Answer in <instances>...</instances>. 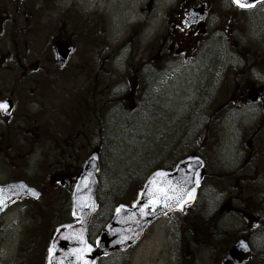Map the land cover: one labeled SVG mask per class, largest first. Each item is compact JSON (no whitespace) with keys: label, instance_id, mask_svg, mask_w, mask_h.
Here are the masks:
<instances>
[{"label":"rangeland","instance_id":"1","mask_svg":"<svg viewBox=\"0 0 264 264\" xmlns=\"http://www.w3.org/2000/svg\"><path fill=\"white\" fill-rule=\"evenodd\" d=\"M154 1L148 8L150 0H32L34 46L50 37L61 20L63 29L78 33L79 53H86L88 39L92 70L51 80L55 91L46 100L44 89L28 93L17 117L29 119L0 121V148H23L27 130L44 133L41 123L50 119L52 132L76 135L80 150L63 165L58 161L67 158L61 154L44 155V142L21 161L0 155V183L25 176L43 186L47 174H70L88 156L85 149L98 146L101 209L93 221L94 234L120 202L133 199L145 175L173 163L189 150L188 144H210L202 152L208 176L196 203L184 216L156 222L129 254V262L222 264L225 247L246 236L253 253L245 264H264V185L254 184L257 167L264 163V97L252 105L242 97L252 84L264 86V4L238 13L227 35L209 29L189 62L149 58L148 42L161 32L160 17L174 2ZM143 17L151 19L148 24ZM39 28L44 32L38 36ZM85 64L79 62L83 69ZM10 80L4 78L2 86ZM6 131L11 139L3 138ZM45 198L15 204L0 215V264H43L52 229L70 218L69 202ZM202 218L223 230L218 243L187 229ZM107 264L120 263L112 258Z\"/></svg>","mask_w":264,"mask_h":264},{"label":"flooded vegetation","instance_id":"2","mask_svg":"<svg viewBox=\"0 0 264 264\" xmlns=\"http://www.w3.org/2000/svg\"><path fill=\"white\" fill-rule=\"evenodd\" d=\"M31 2L32 0H0V74L4 75V77H0V101L12 99L15 102L12 116L9 118L0 117V120L4 122L29 119L25 115L17 117V111L20 105L25 102L28 93L35 94L38 90L44 89L46 94H42V99L46 100L55 91L54 84L50 85L51 80L56 83L59 76L73 78L79 70H84L85 73H90L92 70V67L88 65V60L92 57L91 44L88 39L84 41L87 45L86 53H79L78 33L72 30L74 34H71L63 29L62 24L65 23H62L61 20L55 22L57 27L49 34L50 37L44 38L39 47L34 46L33 38H30L33 33L30 16L35 15L34 9L36 8ZM154 2V0H150L148 8H151ZM155 6L157 7V4ZM49 8L50 12H58L55 7L49 6ZM192 11L201 12V18L196 15L189 19L188 15ZM240 12L245 11L237 8L232 0H174L172 4L166 5L160 17L158 23L161 32L149 41L150 48H154L149 56L150 59L162 58L164 60L174 52L181 59L194 62L195 55L200 49V37L209 29L229 34L230 28L236 22ZM144 19L148 22L151 20L149 17ZM42 32L44 30L39 28L38 36ZM56 42L73 47V52L64 66L58 63ZM80 61L86 62L85 69L79 66ZM4 78H11L6 86L1 84ZM244 94L245 92L242 93V95ZM29 96L31 98L32 95L29 94ZM52 123L50 119L41 123L44 133H39L36 128V130L33 128L27 130L29 133L23 138L25 144L23 148L7 145L0 148V154L24 158L31 155L34 148L44 142L42 150L45 156L57 153L61 154L60 156H72L77 150V148H72V136H57L52 132ZM8 133H2L6 140L11 139ZM58 163L61 164L59 161ZM76 176V168L70 174L67 170L56 174H47L46 183L38 188L42 193L41 199L46 196L45 199L50 201L58 199L69 202ZM16 178L25 179L26 177H14V179ZM30 185L37 187L31 182ZM57 190L60 192H56Z\"/></svg>","mask_w":264,"mask_h":264},{"label":"water","instance_id":"3","mask_svg":"<svg viewBox=\"0 0 264 264\" xmlns=\"http://www.w3.org/2000/svg\"><path fill=\"white\" fill-rule=\"evenodd\" d=\"M245 2L249 6L241 8L250 9L264 0ZM56 49L59 65H64L72 49L62 43H56ZM260 97L261 93L252 89L247 102H257ZM0 103H6V110H0L1 116H10L14 108L13 102L5 100ZM204 169L205 163L200 157L189 156L179 161L173 170L153 171L130 204L117 206L113 217L97 237L96 246H93L88 241V233L92 218L98 210L96 193L97 174L100 171L99 155L93 153L83 164L73 188V221L55 228L46 249V264H97L101 256L127 252L158 217L174 211L183 212L186 206L194 202ZM39 196L40 192L23 181L0 185V199L4 201L0 212L23 198L37 200ZM181 196L183 200L180 199ZM250 251L248 242L241 239L231 248L225 261L243 264Z\"/></svg>","mask_w":264,"mask_h":264},{"label":"trees","instance_id":"4","mask_svg":"<svg viewBox=\"0 0 264 264\" xmlns=\"http://www.w3.org/2000/svg\"><path fill=\"white\" fill-rule=\"evenodd\" d=\"M213 139L210 138V143L212 144ZM189 146V150L181 155L180 157H178L173 163H171L170 165H163V167L161 168H166V169H169V168H172L175 163L183 156L185 155H188V154H192V153H195V154H201L202 155V152L204 151L205 147H209L210 144H206L202 147H198L196 145H191V144H188ZM203 148V150L201 149ZM145 178V177H144ZM143 178V179H144ZM143 179H142V182H143ZM142 184L141 182L139 183V185ZM264 189V188H263ZM204 221L205 224H200L199 222L201 221ZM62 222H65V221H61L59 223H62ZM215 223V221L213 220H210V222H208V220L202 218V219H199L198 221H195L193 222L192 225H189L187 229H190L192 231H199L202 235H205L206 238H208L210 236V242H213V243H218L220 241L221 238H223V235L221 234L223 232V230L221 231V228H218V226H213L212 224ZM186 231V229H185ZM192 239L193 236H191ZM229 245V244H228ZM228 246L225 247V251L228 250ZM121 255L120 258H121V262L120 264H129V253H121L119 254Z\"/></svg>","mask_w":264,"mask_h":264},{"label":"snow or ice","instance_id":"5","mask_svg":"<svg viewBox=\"0 0 264 264\" xmlns=\"http://www.w3.org/2000/svg\"><path fill=\"white\" fill-rule=\"evenodd\" d=\"M234 3L237 4L239 7H248L249 4L245 2V0H234ZM0 110H6V103H0ZM181 200H183V196L180 197ZM4 201L0 199V210H2ZM170 206V205H169Z\"/></svg>","mask_w":264,"mask_h":264}]
</instances>
